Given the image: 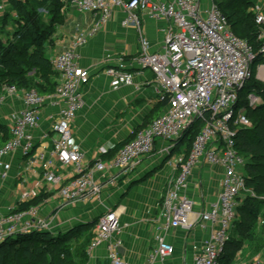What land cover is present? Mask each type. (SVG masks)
Here are the masks:
<instances>
[{
  "label": "built area",
  "instance_id": "obj_1",
  "mask_svg": "<svg viewBox=\"0 0 264 264\" xmlns=\"http://www.w3.org/2000/svg\"><path fill=\"white\" fill-rule=\"evenodd\" d=\"M57 1L62 9L72 7L80 13H89L92 23L87 33L78 32L67 48L49 58L57 80L48 96L40 94L34 87L3 86L0 106L11 97H20L21 109L12 115L8 137L0 144V180L9 175L8 158L17 156L25 160L26 170L40 171L47 185L56 186L65 203L93 199L102 187L97 175L125 173L152 153L157 141L168 143L165 150L169 151L185 136L191 140L190 146L175 160L176 174L161 200L160 229L191 227L194 205L186 191L192 169L202 161L221 166L219 191L208 207L198 214L201 220L210 222L213 229L192 262L221 264L220 257L236 216L235 208L245 188V159L237 148V135L240 130L251 127L247 109L257 99L249 93L246 104L239 109V94L240 87L252 77L251 66L256 62L257 52L251 43L232 31L227 16L214 0H210L204 10L197 0ZM5 4V0H0V13L5 10ZM115 6L124 12L122 25L134 28L138 35L140 51L135 61L140 69L146 68L153 73L158 100L165 107L145 126L133 130L113 156L87 166L84 153L71 142L72 122L83 105L81 88L89 79L88 71L79 65V49L104 25ZM252 11L256 24L262 25L264 1L254 2ZM139 12L166 22L160 49L150 50ZM257 65V78L264 82V62ZM103 72L110 77L114 89L132 83L134 76L133 72L124 69L121 60ZM47 99L58 103L57 115L51 123L54 137L48 150H38L33 131L39 124L40 109ZM67 166L73 168V175L63 179L58 169ZM28 198L30 191L23 190L19 200ZM48 227L47 221L39 216L37 205L10 206L5 213H0V244L10 237ZM119 229V216L115 210L101 214L95 222L88 251ZM155 242L148 254V262L165 259L173 253V246L164 234H157ZM119 246V240L108 244V259L111 264H128L122 260Z\"/></svg>",
  "mask_w": 264,
  "mask_h": 264
},
{
  "label": "crops",
  "instance_id": "obj_2",
  "mask_svg": "<svg viewBox=\"0 0 264 264\" xmlns=\"http://www.w3.org/2000/svg\"><path fill=\"white\" fill-rule=\"evenodd\" d=\"M197 1L203 10L210 4V0ZM252 1L262 3L264 0ZM5 3V10L0 15L9 12V0H5ZM61 11L62 20L50 37L52 42L47 41L45 44L48 59L67 48L75 34L87 33L92 23L89 13H80L72 7H65ZM138 15L150 50L160 49L166 22L153 19L144 12H139ZM123 17L122 9L115 6L104 25L79 49V65L88 71L89 79L81 88L83 105L72 122L71 142L84 153L87 166L96 160L113 156L118 145L126 141L133 130L145 126L161 114L165 107L158 100L153 73L146 68L140 69L135 61L140 51L138 35L134 28L122 25ZM120 60L124 63V69L133 72L134 76L132 83L121 84L114 89L110 85V77L103 70L116 65ZM52 80H57L56 72ZM36 81L44 84L39 78ZM41 94L48 96V88ZM20 109V97H11L0 106V126L3 127L0 137H4L0 138V142L8 136L12 115ZM57 112L56 100L47 99L41 107L40 121L33 131L38 150L50 148L54 137L51 123ZM186 139L188 140L187 137H182L169 151L165 150L168 143L157 141L155 150L144 156L135 168L125 173L108 172L103 176L97 175L102 186L97 197L70 203H65L59 196L56 186L45 183L40 171L26 170L23 158L9 157V175L0 180V213H5L10 206L24 208L37 205L39 216L47 221L52 235H56L81 224V227L87 224L93 226V232L97 218L108 210H115L120 221L119 231L90 251L88 245L93 235L80 241L79 246L69 247V254L76 264H111L107 246L116 240L120 241L118 251L121 258L128 264H192L193 257L209 239L213 229V225L201 220L198 214L216 197L223 168L203 161L197 164L192 169L186 191L194 205L191 227L161 230V200L173 182L176 174L174 163L180 156L175 147ZM58 170L63 179L73 175V168L70 166L59 167ZM23 190L30 191V198L26 201L19 200ZM232 230H235L232 231L235 235L243 233L240 227L233 226ZM157 234H164L166 241L173 246V253L165 259L157 258L148 262V254L156 245ZM84 240H87V244L79 254L78 247ZM232 240L230 238L229 250L233 248ZM262 245L261 254L257 255L255 252V257L239 264H264V244ZM252 246L256 247L257 243L253 241ZM237 262L236 256L229 264Z\"/></svg>",
  "mask_w": 264,
  "mask_h": 264
},
{
  "label": "trees",
  "instance_id": "obj_3",
  "mask_svg": "<svg viewBox=\"0 0 264 264\" xmlns=\"http://www.w3.org/2000/svg\"><path fill=\"white\" fill-rule=\"evenodd\" d=\"M50 1L58 6H61L60 2L57 0ZM214 1L227 16L231 29L232 26L235 25L239 30L245 31L246 35L250 36L246 38V40L251 43L253 49L256 51V47L252 42H254L257 36H259L262 32V25L256 24L254 14H251L250 11H248L247 13H244L243 11V13L241 14L242 16L240 15V17L232 25L230 18L226 13V9H228L229 6H232L231 8H234L235 10H238V6L240 4L250 7L252 5V0H229V4H222L217 2L216 0ZM18 7L20 8V6ZM22 10V12L20 13V17L17 16V19L15 21L16 25L12 33V37L8 39L7 46L3 48H1L0 46V93L2 91L3 85L10 84H14L18 88L24 89L34 87L40 94L42 91H44V89L48 88L49 93H51L54 90L56 81L52 80V76L54 74L53 72H46L48 68L51 67L49 59L46 55L45 47L46 42L49 40L46 39L50 38L51 36V32H47L46 27L49 26V23H46L39 16V14L36 13V11L28 9V11L25 12V9ZM53 12L54 11L51 10V13ZM241 12L242 11H240V13ZM52 23L53 21L51 22V24ZM232 31L234 32L233 29ZM45 35H47V37H45ZM262 39L264 40V36ZM259 57L260 55L257 54L256 62H262V60H259ZM36 78H39L40 81H42L45 85L41 82H37ZM252 81L254 82L257 80L252 79ZM244 85L241 90L244 89ZM258 108L263 109L264 103L261 104ZM247 115L250 118L249 112H247ZM2 130L3 127L0 126V131ZM241 134L250 135V144L248 143L247 145L248 150L255 151L258 156L257 158L260 160H264V145L262 144V140L264 139V115L260 116L256 120L254 126L252 124L251 127L239 131L237 135L238 150V139ZM7 137L8 136H6L5 139ZM0 138L3 139L4 137ZM3 142H0V144H2ZM120 145L121 144H119L118 147ZM239 152L241 153L240 150ZM263 169L264 166L261 168H253V170ZM263 187L264 185L262 186V188ZM262 188L258 190H262ZM249 202L250 204L248 207L247 204ZM251 202L252 201H247L246 203L241 204L238 201V204L235 208L236 216L233 223L235 222L236 217L239 214L241 215V219L243 220L244 224L250 223L253 220V218L256 216V210L253 206V203ZM241 227H244V225H241ZM39 235H41V238L37 239V236ZM73 237L74 236L70 234L69 231L58 233L56 235H52L50 233L33 232L30 234L10 237L0 244V252L1 250L7 249L6 253L2 255L0 253V264H76L69 254V247H66L65 245V243L73 239ZM229 241L230 239L227 241L224 251L220 257L221 264H229L233 260V251H231L232 249L229 250ZM86 244L87 240H84L82 245L78 247V249H80L79 254L82 253L81 249H83Z\"/></svg>",
  "mask_w": 264,
  "mask_h": 264
},
{
  "label": "rangeland",
  "instance_id": "obj_4",
  "mask_svg": "<svg viewBox=\"0 0 264 264\" xmlns=\"http://www.w3.org/2000/svg\"><path fill=\"white\" fill-rule=\"evenodd\" d=\"M219 3L226 4L229 0H216ZM229 4V3H228ZM20 6V8L18 7ZM253 1L252 5L247 7L246 5H239L238 10H235L234 8H231L232 6H229L228 9H226V13L230 18L231 24L233 25L235 21L240 17V15L243 13H247L250 11L251 14H254L252 11ZM60 7V8H59ZM22 9H25L24 11H28V9L32 11H36V13L39 14V16L46 22L49 23V26L47 27V32H51V36L55 32V30L58 27V24L62 20V14L61 9L62 6H58L55 3L51 2L50 0H9V12L2 13L0 15V46L1 48L6 47L8 43V39L12 37V33L14 31L15 25H16V19L15 15L20 17V13L23 11ZM22 10V11H21ZM51 10L54 12L51 13ZM58 10V13H57ZM50 11V12H48ZM239 11V12H238ZM240 11H242L240 13ZM14 12V13H13ZM11 13V14H10ZM236 13V14H235ZM235 15V16H232ZM242 16V15H241ZM253 17V16H252ZM254 19V18H253ZM53 23L51 24V22ZM72 23V20L70 21ZM264 24V23H263ZM263 24L261 26V31L264 33ZM53 25V26H52ZM232 29L234 32L239 35L240 37L246 39L250 36L246 35L245 31L239 30L237 26L233 25ZM50 36V37H51ZM264 36L259 35L257 36L256 40L252 42L254 46L256 47L257 54L260 55L259 60L264 62V53L262 52L264 50V40L262 39ZM47 37V35H45ZM49 39V40H48ZM50 43L52 42L50 38H47ZM263 43V44H261ZM261 44V45H260ZM257 63L255 62L251 66V73H252V79H257V81H252V79H248L244 85V89L240 91V102H239V109L243 107V105L246 104V98L249 93L253 95V98L257 99V102L252 106L248 107L247 112L250 114V118L252 120V124L254 126L256 120L264 115V108L259 109L261 104L264 103V83H262L261 80L257 78ZM48 71H51L55 74V72L52 70L51 67L48 68ZM259 81V82H258ZM37 84V82H36ZM38 89V87H37ZM250 135L244 134L240 135L238 139V147L241 151V154L243 155L245 159V174L246 180H245V188L241 192V195L239 197V203L244 204L247 201H252L253 206L256 210V216L253 218V220L250 223H243V220L241 219V215L239 214L236 217L235 222L233 223V226L235 228H239L244 231L242 234L235 235V230L231 229V233L229 236V239L232 238V250L233 251V257L237 256V263L248 261L255 257V255H259L262 252L263 245L264 244V169L263 170H253V168H261L264 166V160H260L257 157V154L253 150H248L247 145L250 144ZM191 140L186 139L184 142L177 143L176 150L179 151L180 155L184 151H188L190 146ZM262 144L264 145V139L262 140ZM258 185V187H257ZM257 187V188H256ZM262 188V190H258ZM250 202L247 204L249 207ZM242 221V224H241ZM241 225H244V227H241ZM81 225L73 226L68 230H65L63 232H68L72 234L74 237L70 241L66 242V247H74L79 246L80 241H82L84 238H86L88 235H93V232L91 229H93V226L87 224L83 227ZM49 227L45 230L38 231L37 233H50V230H48ZM233 231V232H232ZM60 233V232H58ZM57 233V234H58ZM235 237V238H234ZM41 235L37 236V239H40ZM253 241L257 243L256 247L252 246ZM262 245V246H261ZM226 246V245H225ZM261 246V247H260ZM7 249L1 250V255L6 253ZM238 251H240L238 253ZM255 252H257L255 254ZM255 254V255H253Z\"/></svg>",
  "mask_w": 264,
  "mask_h": 264
},
{
  "label": "water",
  "instance_id": "obj_5",
  "mask_svg": "<svg viewBox=\"0 0 264 264\" xmlns=\"http://www.w3.org/2000/svg\"><path fill=\"white\" fill-rule=\"evenodd\" d=\"M242 87H243V85L240 87V89H241ZM186 132H187V131H185V132L183 133V135H184ZM183 135H182V136H183Z\"/></svg>",
  "mask_w": 264,
  "mask_h": 264
}]
</instances>
